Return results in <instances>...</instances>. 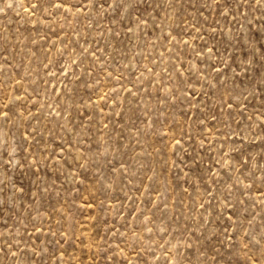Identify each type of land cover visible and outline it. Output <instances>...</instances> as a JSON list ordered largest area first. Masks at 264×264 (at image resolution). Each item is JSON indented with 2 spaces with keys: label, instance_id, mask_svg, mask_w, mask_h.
Listing matches in <instances>:
<instances>
[{
  "label": "rangeland",
  "instance_id": "1",
  "mask_svg": "<svg viewBox=\"0 0 264 264\" xmlns=\"http://www.w3.org/2000/svg\"><path fill=\"white\" fill-rule=\"evenodd\" d=\"M0 264H264V0H0Z\"/></svg>",
  "mask_w": 264,
  "mask_h": 264
}]
</instances>
